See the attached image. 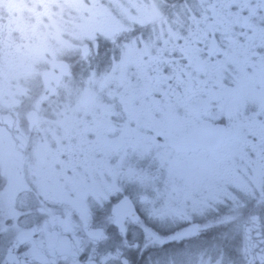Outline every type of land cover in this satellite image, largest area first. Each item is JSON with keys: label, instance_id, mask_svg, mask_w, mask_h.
I'll list each match as a JSON object with an SVG mask.
<instances>
[{"label": "snow or ice", "instance_id": "obj_1", "mask_svg": "<svg viewBox=\"0 0 264 264\" xmlns=\"http://www.w3.org/2000/svg\"><path fill=\"white\" fill-rule=\"evenodd\" d=\"M85 5L69 134L0 184V264H264V0Z\"/></svg>", "mask_w": 264, "mask_h": 264}, {"label": "flooded vegetation", "instance_id": "obj_2", "mask_svg": "<svg viewBox=\"0 0 264 264\" xmlns=\"http://www.w3.org/2000/svg\"><path fill=\"white\" fill-rule=\"evenodd\" d=\"M85 7V0H0V184L18 177L35 185L69 134L66 113L75 106L84 68L78 54L86 43ZM140 215L162 235L185 227ZM212 215L194 219L203 223ZM133 232L142 240L138 227H131L130 238ZM183 246L149 248L134 258L146 264L150 253L163 251L156 261Z\"/></svg>", "mask_w": 264, "mask_h": 264}, {"label": "rangeland", "instance_id": "obj_3", "mask_svg": "<svg viewBox=\"0 0 264 264\" xmlns=\"http://www.w3.org/2000/svg\"><path fill=\"white\" fill-rule=\"evenodd\" d=\"M161 252H163V251H161ZM161 252H160V253H161ZM160 253H158V254L150 253V254L148 255V257L151 258V259H154V258L158 257Z\"/></svg>", "mask_w": 264, "mask_h": 264}]
</instances>
